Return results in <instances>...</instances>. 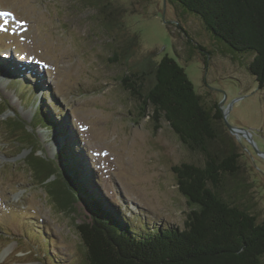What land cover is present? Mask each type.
Wrapping results in <instances>:
<instances>
[{"label":"rangeland","instance_id":"1","mask_svg":"<svg viewBox=\"0 0 264 264\" xmlns=\"http://www.w3.org/2000/svg\"><path fill=\"white\" fill-rule=\"evenodd\" d=\"M113 7L128 33L139 35L134 59L146 52L154 60L173 57L203 104L213 115L220 110L231 143L212 147L224 155L233 146L239 154V170L225 177L221 195L264 220V87L194 14H181L166 0H114ZM101 17L87 0H0V108L6 107L0 114V264H80L82 258L76 226L90 211L78 197L74 209L57 206L46 188L53 184L36 181L27 164L32 149L54 165L57 149L69 143L89 193L133 222L140 223L139 215L148 224L182 228L194 207L178 190L172 167L202 165L203 156L187 149L163 119L155 129L150 109L139 114V102L120 84L127 66L113 54ZM39 103L59 121L56 129L30 124ZM11 116L26 123L33 146L5 134L3 121Z\"/></svg>","mask_w":264,"mask_h":264},{"label":"trees","instance_id":"2","mask_svg":"<svg viewBox=\"0 0 264 264\" xmlns=\"http://www.w3.org/2000/svg\"><path fill=\"white\" fill-rule=\"evenodd\" d=\"M87 1L102 16L100 22L106 32L112 34L113 54L127 66L119 81L139 102V114L144 116L150 109L155 129L160 119L166 121L180 142L202 155L204 162H183L172 167L178 190L194 207L188 211L182 228L159 226L146 223L139 215L136 217L140 223L133 222L100 203L83 184L78 175L79 162L71 154L70 144L64 142L53 155L64 183L57 182V188L54 184L44 185L59 208L68 209L69 198L78 197L90 211V222L76 226L81 240L80 264H264V220L221 195L225 177L235 176L239 170V154L232 144L233 150L224 155L212 147L214 142L228 141L224 139L220 110L216 108L213 115L203 104L184 67L173 57L165 54L154 60L153 53L146 52L134 59L141 46L139 35L129 34L125 24L115 17L114 0ZM166 1L179 8L181 14L197 16L210 38L243 62L258 88L264 87V0ZM178 28L188 36L180 24ZM186 41L192 45L193 38ZM195 48L205 51V57L210 54L200 44ZM185 57L192 58L190 53ZM42 108L39 103L30 124L56 129L59 121ZM5 109L0 108V113ZM3 124L5 134L17 137L21 143H32L26 123L19 117L11 116ZM27 164L36 181L43 183L49 168L33 151Z\"/></svg>","mask_w":264,"mask_h":264},{"label":"water","instance_id":"3","mask_svg":"<svg viewBox=\"0 0 264 264\" xmlns=\"http://www.w3.org/2000/svg\"><path fill=\"white\" fill-rule=\"evenodd\" d=\"M2 113V112H1ZM0 113V114H1ZM9 118V117H8ZM5 120H7V119H5ZM229 130H231V132L232 133H235L237 130L235 129V128H232V127H229ZM26 131L28 132V129H27V127H26ZM29 133V132H28ZM31 135V134H30ZM33 141V140H32ZM35 143V142H34ZM34 143L32 142L31 143V145L33 146L34 145ZM29 144V143H28ZM33 150V153L35 154V151L36 150H38V149H32ZM33 154V155H34ZM263 154V153H262ZM264 155V154H263ZM35 157H37L39 160H40V163H42V165L43 166H45V167H48L49 168V171H48V175H47V177L45 178V180H44V182L46 181V179H47V181H50V183H52V184H54L55 185V188H57L58 187V184H57V182L59 183V184H63L64 183V177H63V174H61V172L54 166V165H52V164H49V162H48V160L46 159V158H44V157H42V156H40V154H35L34 155ZM52 176H54L55 178H52V179H49L50 177H52ZM49 183V182H48ZM75 200H76V198L74 197V198H69V202H68V208H73L74 209V207H73V204L75 203ZM90 216H89V219L88 220H85V221H82V223H88V222H90ZM81 224V223H80Z\"/></svg>","mask_w":264,"mask_h":264}]
</instances>
